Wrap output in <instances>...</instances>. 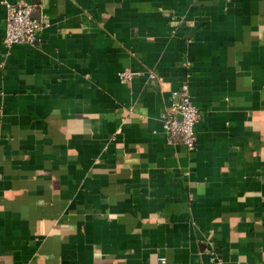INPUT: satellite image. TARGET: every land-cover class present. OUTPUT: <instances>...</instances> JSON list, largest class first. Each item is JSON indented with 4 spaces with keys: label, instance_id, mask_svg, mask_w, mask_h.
<instances>
[{
    "label": "crops",
    "instance_id": "obj_1",
    "mask_svg": "<svg viewBox=\"0 0 264 264\" xmlns=\"http://www.w3.org/2000/svg\"><path fill=\"white\" fill-rule=\"evenodd\" d=\"M0 264H264V0H0Z\"/></svg>",
    "mask_w": 264,
    "mask_h": 264
},
{
    "label": "built area",
    "instance_id": "obj_2",
    "mask_svg": "<svg viewBox=\"0 0 264 264\" xmlns=\"http://www.w3.org/2000/svg\"><path fill=\"white\" fill-rule=\"evenodd\" d=\"M35 8V4L28 2L7 5L2 39V45L7 52L14 45H33L38 40L43 23L40 19L32 17ZM119 76L121 81L129 82L133 74L123 71ZM173 96L171 106L163 116L164 131L170 139L183 145L187 151H193L197 145L195 125L199 119V109L192 100L187 83L173 92ZM159 260L164 262V258Z\"/></svg>",
    "mask_w": 264,
    "mask_h": 264
},
{
    "label": "water",
    "instance_id": "obj_3",
    "mask_svg": "<svg viewBox=\"0 0 264 264\" xmlns=\"http://www.w3.org/2000/svg\"><path fill=\"white\" fill-rule=\"evenodd\" d=\"M32 17H34L33 13H32Z\"/></svg>",
    "mask_w": 264,
    "mask_h": 264
}]
</instances>
